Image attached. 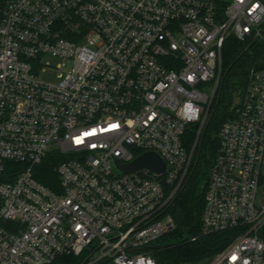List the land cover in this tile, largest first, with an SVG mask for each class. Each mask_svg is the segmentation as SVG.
I'll use <instances>...</instances> for the list:
<instances>
[{
    "label": "built area",
    "instance_id": "1",
    "mask_svg": "<svg viewBox=\"0 0 264 264\" xmlns=\"http://www.w3.org/2000/svg\"><path fill=\"white\" fill-rule=\"evenodd\" d=\"M263 23L264 0H0V264H158L151 248L176 228L167 210L225 42L260 36ZM47 55L68 62L58 83L41 80ZM145 152L164 173L118 167ZM51 155L58 191L36 178ZM263 227L260 68L220 129L205 191L201 234L239 233L204 264H264Z\"/></svg>",
    "mask_w": 264,
    "mask_h": 264
},
{
    "label": "trees",
    "instance_id": "2",
    "mask_svg": "<svg viewBox=\"0 0 264 264\" xmlns=\"http://www.w3.org/2000/svg\"><path fill=\"white\" fill-rule=\"evenodd\" d=\"M264 68V23L261 35L239 40L229 37L223 48L221 80L211 104L207 122L193 153L190 174L167 212L174 218L176 228L167 234L172 242L153 245L152 255L158 264H204L214 255L226 249L239 233L238 229L201 234L205 191L210 170L219 146V132L223 123L235 113L249 74L253 69ZM238 100V101H237ZM198 134V126H190L186 134V146L191 152ZM55 156L51 155L40 167L36 178L59 190L58 176L54 170ZM15 171L22 166L10 163ZM264 241V227L260 231ZM195 237V240L191 238ZM82 257L61 256L55 264H81Z\"/></svg>",
    "mask_w": 264,
    "mask_h": 264
},
{
    "label": "rangeland",
    "instance_id": "3",
    "mask_svg": "<svg viewBox=\"0 0 264 264\" xmlns=\"http://www.w3.org/2000/svg\"><path fill=\"white\" fill-rule=\"evenodd\" d=\"M43 62L47 64V66L44 67V71L40 76L41 80L47 83H58L60 81V75L66 74L69 70V67L67 66L68 62L62 57L47 55L44 57ZM169 242H172L171 237L165 235L154 245L161 246Z\"/></svg>",
    "mask_w": 264,
    "mask_h": 264
},
{
    "label": "water",
    "instance_id": "4",
    "mask_svg": "<svg viewBox=\"0 0 264 264\" xmlns=\"http://www.w3.org/2000/svg\"><path fill=\"white\" fill-rule=\"evenodd\" d=\"M125 172H132L142 168L162 174L165 172L166 165L162 158L155 152H145L138 156L133 162L127 165L117 164Z\"/></svg>",
    "mask_w": 264,
    "mask_h": 264
}]
</instances>
